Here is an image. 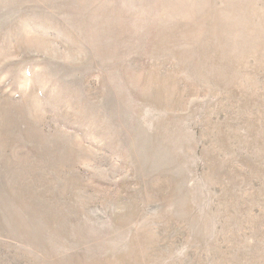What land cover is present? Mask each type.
<instances>
[{
    "label": "rangeland",
    "instance_id": "rangeland-1",
    "mask_svg": "<svg viewBox=\"0 0 264 264\" xmlns=\"http://www.w3.org/2000/svg\"><path fill=\"white\" fill-rule=\"evenodd\" d=\"M0 264H264V0H0Z\"/></svg>",
    "mask_w": 264,
    "mask_h": 264
}]
</instances>
